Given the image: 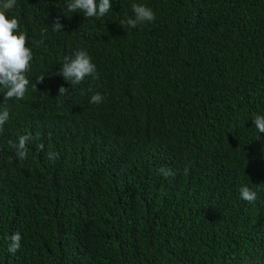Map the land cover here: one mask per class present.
I'll use <instances>...</instances> for the list:
<instances>
[{"label":"trees","instance_id":"trees-1","mask_svg":"<svg viewBox=\"0 0 264 264\" xmlns=\"http://www.w3.org/2000/svg\"><path fill=\"white\" fill-rule=\"evenodd\" d=\"M68 2L6 13L33 61L23 100L0 90V264H264V0H111L99 19ZM133 4L155 20L120 24ZM81 49L98 79L52 75ZM23 134L18 160L8 142Z\"/></svg>","mask_w":264,"mask_h":264},{"label":"clouds","instance_id":"clouds-1","mask_svg":"<svg viewBox=\"0 0 264 264\" xmlns=\"http://www.w3.org/2000/svg\"><path fill=\"white\" fill-rule=\"evenodd\" d=\"M16 0H0V90H3V100H23L28 91L30 80L28 73L32 67L33 51L28 46V36L25 32L20 31V21L13 17L9 19L6 13L13 9ZM67 12H80L86 18H102L112 10L111 0H70L66 4ZM133 17L126 21L121 20L120 24H127L129 27H136L138 23L152 22L155 20L154 12L142 4H133ZM63 25L60 18L56 17L52 23L53 32H62ZM36 46L43 44V40L36 41ZM63 79L73 85L82 83L87 77L91 76L94 80L98 79V73L95 64L92 62L88 53L81 49L76 51L72 56H64L62 66L56 73ZM45 75H41L37 83H42ZM35 84V87H36ZM37 89V87H36ZM38 90V89H37ZM67 88L61 86L58 89L59 94L66 93ZM91 91V88L89 89ZM104 97L96 92L90 98V103L100 104ZM9 119V109L0 104V133ZM255 128L259 132H264V115H256L252 120ZM31 134H23L18 137L16 142L9 140V145L14 149L15 156L18 160L27 159V145L33 141ZM42 151L44 145H38ZM49 160L58 158V153L49 152ZM164 177L174 175L171 169L161 168L158 170ZM188 168H185L187 174ZM240 197L248 203H253L257 199V193L247 186L240 188ZM22 236L19 232L12 233L9 237L8 252L15 254L21 247L20 241Z\"/></svg>","mask_w":264,"mask_h":264}]
</instances>
